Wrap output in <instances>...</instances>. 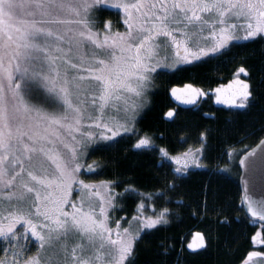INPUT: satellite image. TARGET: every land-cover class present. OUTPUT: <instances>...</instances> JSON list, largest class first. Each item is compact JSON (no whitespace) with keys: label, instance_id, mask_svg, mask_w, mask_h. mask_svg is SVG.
I'll return each instance as SVG.
<instances>
[{"label":"snow or ice","instance_id":"obj_1","mask_svg":"<svg viewBox=\"0 0 264 264\" xmlns=\"http://www.w3.org/2000/svg\"><path fill=\"white\" fill-rule=\"evenodd\" d=\"M257 55L264 83V0H0V264H195L237 220L259 246L240 264H264V122L259 152L235 155L242 218L213 186L222 169L186 191L191 169L209 168L207 132L173 156L138 129L161 70L211 60L240 61L215 100L248 115L258 97L247 61ZM171 94L187 104L207 95L192 84ZM157 150L159 167H176L156 179L161 191L147 198L164 203L150 215L135 177L90 182ZM96 152L110 156L89 162ZM128 197L136 214L114 215ZM185 212L204 222L186 247L166 236L149 244ZM141 245L151 248L143 259Z\"/></svg>","mask_w":264,"mask_h":264},{"label":"trees","instance_id":"obj_2","mask_svg":"<svg viewBox=\"0 0 264 264\" xmlns=\"http://www.w3.org/2000/svg\"><path fill=\"white\" fill-rule=\"evenodd\" d=\"M259 45L252 48H239L234 52L258 51ZM240 61H230L228 59L211 60L207 63L199 64L192 71H172L161 70V74L156 80L155 87L148 93L149 106L145 109L138 129L148 131L154 137L157 149L166 148L170 155H180L189 148L195 150L199 147L201 133H208L207 156L205 164H209L208 169H191L198 175L190 182V188H195L199 182L207 183L208 171L215 172L216 169L224 170L218 175L213 186L217 188L222 198L233 207L229 214L233 217H241L242 213L237 211L240 206L239 175L240 170L235 159L237 152L242 149L247 151L252 148L261 135V123L264 122V83H261L260 57L249 56L248 65L255 71L252 81L258 99L255 106L248 115L234 117L233 113L238 110L232 107L216 105L210 92L214 91L220 84H226L233 78V72ZM182 68H192L193 66H180ZM247 79L246 77H242ZM192 84L194 87L201 88L206 93L205 98L201 99L195 106L176 105L170 96L172 88H178ZM173 111L176 115L169 119L166 117L168 111ZM242 111V110H241ZM243 140V143H241ZM127 143V141H125ZM123 147V145H121ZM235 150V151H234ZM110 156L108 152H96L89 162L103 161ZM170 167H159L160 156L157 153H146L140 156H130L129 160L121 161L120 166L103 167L97 170L99 175H93L90 182L99 183L101 180L124 181L129 176L135 177L136 184L141 192L144 193L145 214H152V209L157 210L164 203L157 198H147L149 193L160 192L159 185L155 182L163 174L176 167L173 162H167ZM123 191V188L117 189ZM139 200L136 197H128L122 209L114 215L131 218L136 214ZM175 205V200L172 201ZM204 229V222L187 212L182 214L180 219L175 220L167 231L159 232L150 238L149 244L154 245L160 237L172 238L177 248L183 243L186 247L187 242H191L192 234L197 230ZM250 226L241 224L239 220L231 229H221L219 239L204 255L195 257V264H240V258L246 256L247 252L258 248L257 245L249 243ZM143 259L150 255L151 248L141 245Z\"/></svg>","mask_w":264,"mask_h":264},{"label":"rangeland","instance_id":"obj_3","mask_svg":"<svg viewBox=\"0 0 264 264\" xmlns=\"http://www.w3.org/2000/svg\"><path fill=\"white\" fill-rule=\"evenodd\" d=\"M163 70H171V69H163ZM243 77V76H242ZM241 77V78H242ZM185 86H183V87H178V89H183ZM208 94V93H207ZM210 94H212L213 95V98H214V102H215V104H217V105H219V106H225V107H230V106H228V105H226V104H218V103H216V100H215V91H212V92H210ZM170 96H171V99H172V101L176 104V105H179V106H188V107H190V106H195L201 99H203V98H205L206 96H202V97H199V98H197L196 99V102L194 103V104H187V103H184L183 102V100H178V99H176V97L175 96H173L172 94H171V91H170ZM166 117H167V115H166ZM168 118V117H167ZM175 165V164H174ZM176 166V165H175ZM194 235H195V233H193L192 234V238L194 237ZM191 241H192V239H191Z\"/></svg>","mask_w":264,"mask_h":264},{"label":"water","instance_id":"obj_4","mask_svg":"<svg viewBox=\"0 0 264 264\" xmlns=\"http://www.w3.org/2000/svg\"><path fill=\"white\" fill-rule=\"evenodd\" d=\"M258 144H259V141L252 148H250L248 151H252V150L255 149L257 151V153H258L259 152V149L257 147ZM239 170H240V176H239V181L238 182H239L240 194L242 195V193H241V186H242V182H243L242 177H243V174H244V168H242V167L239 166Z\"/></svg>","mask_w":264,"mask_h":264}]
</instances>
